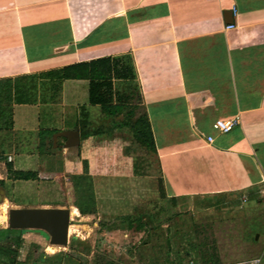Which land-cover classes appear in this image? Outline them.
<instances>
[{
    "label": "crops",
    "instance_id": "obj_1",
    "mask_svg": "<svg viewBox=\"0 0 264 264\" xmlns=\"http://www.w3.org/2000/svg\"><path fill=\"white\" fill-rule=\"evenodd\" d=\"M124 55L135 70L165 198L185 199L189 209L195 203L199 212L214 207L213 198L264 194V0H0V80ZM94 107L83 123L109 134V119ZM233 117L238 124L229 133L212 129ZM102 134L93 136V149Z\"/></svg>",
    "mask_w": 264,
    "mask_h": 264
},
{
    "label": "rangeland",
    "instance_id": "obj_2",
    "mask_svg": "<svg viewBox=\"0 0 264 264\" xmlns=\"http://www.w3.org/2000/svg\"><path fill=\"white\" fill-rule=\"evenodd\" d=\"M58 90V96L52 97L44 88L29 96L32 103L13 109L15 130L0 131L3 197L10 208H67L70 203L86 208L81 196L86 187L94 199V213L69 220L81 226L78 232L71 231L78 237L68 236L67 245L53 254L44 251L49 245L44 233L25 231L19 260L28 243L34 242L44 256L59 255L44 264H203V260L206 264H247L257 258L264 264V194L245 195L243 202L236 196L231 202L213 198L214 207L199 212L195 203L189 209L185 199L172 204L160 194L163 186L155 156L125 128L102 134L97 149L91 147L93 136L68 149L59 148L62 139L57 137L53 147L57 130L78 125L80 110L88 108L86 82L67 81ZM129 104L134 106V119L142 113L141 100L133 96ZM50 129L56 132L50 134ZM41 137L46 143L50 140V149L46 145L43 151L38 148ZM7 155L14 170L33 171L36 179L10 180ZM7 210L0 206V212ZM146 213L153 216L154 229L147 230L148 225L139 232L124 229L123 218L140 216L143 221Z\"/></svg>",
    "mask_w": 264,
    "mask_h": 264
},
{
    "label": "trees",
    "instance_id": "obj_3",
    "mask_svg": "<svg viewBox=\"0 0 264 264\" xmlns=\"http://www.w3.org/2000/svg\"><path fill=\"white\" fill-rule=\"evenodd\" d=\"M68 80H82L87 82V106L98 107L102 116L109 119L110 131L115 128L127 129L139 146L154 154L153 138L146 115L141 113L132 119L134 116V106L129 104V101L133 96L139 100L141 98L139 95L135 70L131 58L128 55L120 57H103L71 64L34 76L1 79L0 131H7L11 128L12 105L32 103L29 96L32 94L36 95V92L42 88L49 90L53 95H56L59 91L58 89L61 82ZM79 113L81 116L80 121L78 125L75 126L78 129L79 140H84L89 136L103 133L101 130H94L92 132L88 130L87 124L83 123V121H86L87 116L85 107H82ZM118 116H121L119 120L117 119ZM54 132L55 131L52 130L50 131V134ZM45 143L44 138L41 137L38 142V148L41 151L45 149V145L47 148H51L50 140H48L46 144ZM5 167L7 177L12 181H28L36 179L35 172L14 170L11 167L10 162H5ZM84 169L86 170L87 168ZM71 180L72 176L71 179H68L69 185L72 184L70 182ZM2 186L3 182L0 180V187ZM85 188H82L81 196L84 198L83 200L85 201V204H87V207L83 208L75 203H70V205L73 206L70 208V221H73L74 218L82 219L83 216L92 215L94 213V199ZM160 194L164 197L162 190L160 191ZM170 201H173V199H170ZM2 203L3 201L0 202V205ZM143 219L144 220L142 221L140 216H127L123 218V221L125 222L124 229L139 232L142 229L145 230L147 225V230L156 227V224H153V216L146 213L143 214ZM6 223L7 212L4 215L3 223L0 227H4ZM69 227L76 231L81 228V226L71 224H69ZM24 232V230H12L7 228L0 229V264H44L45 261H50L54 256H59H44L41 252V247L38 244L29 242L25 255L22 260H19V249L22 247V243L25 239L23 237ZM52 247L54 246L52 245ZM71 247L72 246L70 245L69 248L72 249ZM203 261L205 263V260Z\"/></svg>",
    "mask_w": 264,
    "mask_h": 264
},
{
    "label": "water",
    "instance_id": "obj_4",
    "mask_svg": "<svg viewBox=\"0 0 264 264\" xmlns=\"http://www.w3.org/2000/svg\"><path fill=\"white\" fill-rule=\"evenodd\" d=\"M224 22L230 24V12H224ZM226 16V18H225ZM56 137L64 139L62 148L76 147L79 143L78 131L64 130L52 137L55 147ZM3 189L0 187V202L3 199ZM70 207V206H69ZM69 207H13L7 210V229L24 230L44 233L49 245L65 247L67 245V227L69 226Z\"/></svg>",
    "mask_w": 264,
    "mask_h": 264
},
{
    "label": "built area",
    "instance_id": "obj_5",
    "mask_svg": "<svg viewBox=\"0 0 264 264\" xmlns=\"http://www.w3.org/2000/svg\"><path fill=\"white\" fill-rule=\"evenodd\" d=\"M230 28H232V25L226 26V29H230ZM237 124H238V118L233 117V118H229V119H225V120H215L212 123L211 127L218 134L223 135V134L229 133L232 130V128ZM204 140L206 143H210L212 141V138L211 137H205ZM6 161L10 162L11 157L7 156ZM257 262H258L257 260H254L251 263H247V264H257Z\"/></svg>",
    "mask_w": 264,
    "mask_h": 264
},
{
    "label": "bare ground",
    "instance_id": "obj_6",
    "mask_svg": "<svg viewBox=\"0 0 264 264\" xmlns=\"http://www.w3.org/2000/svg\"><path fill=\"white\" fill-rule=\"evenodd\" d=\"M3 199H4V198H3ZM3 199H2V200H3ZM2 200H1V201H2ZM71 207H73V206H70V207H69V214H70V208H71ZM68 227H69V226H68ZM68 227H67V236H68Z\"/></svg>",
    "mask_w": 264,
    "mask_h": 264
}]
</instances>
